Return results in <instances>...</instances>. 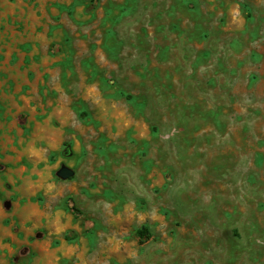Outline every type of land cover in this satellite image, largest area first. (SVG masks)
<instances>
[{
  "label": "rangeland",
  "instance_id": "1",
  "mask_svg": "<svg viewBox=\"0 0 264 264\" xmlns=\"http://www.w3.org/2000/svg\"><path fill=\"white\" fill-rule=\"evenodd\" d=\"M0 121V264H264V0H0Z\"/></svg>",
  "mask_w": 264,
  "mask_h": 264
},
{
  "label": "crops",
  "instance_id": "2",
  "mask_svg": "<svg viewBox=\"0 0 264 264\" xmlns=\"http://www.w3.org/2000/svg\"><path fill=\"white\" fill-rule=\"evenodd\" d=\"M0 126H4L3 121H0ZM0 132L4 134V127L3 129L0 127ZM3 137L7 138L6 136H0V146H8ZM15 142L13 141V147L16 145ZM22 161L23 157L18 155H0V178H5V181L0 185L4 190V194L0 195V214L7 217L23 218L25 216L26 200L28 199L26 194L28 193L23 187L25 181L22 178V172H24L21 168L23 166L21 165ZM14 171L18 173L17 177Z\"/></svg>",
  "mask_w": 264,
  "mask_h": 264
},
{
  "label": "bare ground",
  "instance_id": "3",
  "mask_svg": "<svg viewBox=\"0 0 264 264\" xmlns=\"http://www.w3.org/2000/svg\"><path fill=\"white\" fill-rule=\"evenodd\" d=\"M184 91H185V89H184ZM185 98H187V97H185ZM177 99H178V101H179V103H185V99L184 98H182V97H180V96H178L177 95ZM203 100V99H202ZM176 101V100H175ZM160 103V102H159ZM184 105V104H183ZM187 106V105H186ZM174 110V109H173ZM166 111H168V110H166ZM167 118H169V119H171V120H179V125H181L182 127H184L185 125H184V121H185V119H186V116H188V111H187V108L184 106V108L181 110V111H178V110H176V111H173V112H170V111H168V112H166V115H165ZM190 116V115H189ZM192 116H194V115H192ZM165 121H168V120H165ZM186 127H189V128H191L192 127V125L194 124V122L192 121V122H188V121H186ZM173 133V132H172ZM55 135V134H54ZM173 135H174V133H173ZM171 136V135H170ZM176 138H177V143L179 142L180 143V136L179 135H174ZM121 151V150H120ZM163 151H165V150H163ZM119 153H122V152H119ZM126 154H128L129 153V151L128 152H125ZM124 152L122 153V155H124L125 154ZM189 154H190V152H189V149H188V147H185L184 148V152L183 153H175V154H173L172 155V158L175 160V162H176V164L177 165H180L181 166V171H184L185 173H186V175L187 176H189V177H191L192 175H189V174H187V171H188V169H192L193 167H195V166H197V165H193V164H189V163H185L184 165H183V162H184V159L185 158H188L189 157ZM130 155H131V153H130ZM126 156V155H125ZM165 156V155H164ZM163 156V157H164ZM167 157V156H166ZM166 157H164V158H166ZM119 160V159H118ZM120 162H121V164H123V165H127L128 166V164H127V161H125L124 159H120L119 160ZM202 169V168H201ZM194 170V169H193ZM181 173V172H180ZM125 174H127L128 175V171L127 172H125ZM191 179H192V177H191ZM194 179V178H193ZM194 181V180H193ZM182 193V192H181ZM180 193V194H181ZM183 193H185L184 191H183ZM201 197V196H200ZM187 198V197H186ZM182 201H184V200H182ZM129 218V217H128ZM127 218V219H128ZM122 223V222H121ZM128 224V223H127ZM122 226V225H121ZM125 226V225H124ZM118 230H121V232H122V229L121 228H119ZM197 236V235H196ZM191 237H193V236H191ZM183 238V237H182ZM189 238V237H188ZM185 240V239H184ZM197 240V239H196ZM212 242V241H211ZM182 245V244H181ZM180 245V246H181ZM179 246V245H178ZM179 246V247H180ZM181 249L180 250H182L183 248L182 247H180ZM197 250H198V248H197ZM179 251V250H178ZM166 252V251H165ZM166 253H168V251L166 252ZM152 261V260H151ZM153 262V261H152ZM140 263V262H139ZM140 264H143V262H141Z\"/></svg>",
  "mask_w": 264,
  "mask_h": 264
}]
</instances>
